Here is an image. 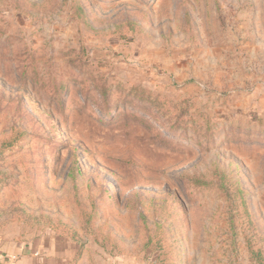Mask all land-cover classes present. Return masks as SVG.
<instances>
[{
	"label": "rangeland",
	"instance_id": "374dc122",
	"mask_svg": "<svg viewBox=\"0 0 264 264\" xmlns=\"http://www.w3.org/2000/svg\"><path fill=\"white\" fill-rule=\"evenodd\" d=\"M0 250L264 264V0H0Z\"/></svg>",
	"mask_w": 264,
	"mask_h": 264
},
{
	"label": "crops",
	"instance_id": "0c3cea01",
	"mask_svg": "<svg viewBox=\"0 0 264 264\" xmlns=\"http://www.w3.org/2000/svg\"><path fill=\"white\" fill-rule=\"evenodd\" d=\"M7 257L5 255H3V253L0 250V264H9L7 261ZM27 260H17V262L15 261V263H11V264H28Z\"/></svg>",
	"mask_w": 264,
	"mask_h": 264
}]
</instances>
